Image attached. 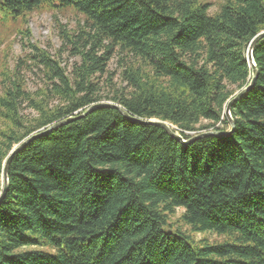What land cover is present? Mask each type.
<instances>
[{"label":"trees","instance_id":"1","mask_svg":"<svg viewBox=\"0 0 264 264\" xmlns=\"http://www.w3.org/2000/svg\"><path fill=\"white\" fill-rule=\"evenodd\" d=\"M0 0V264H264V0ZM50 14L61 45L33 42ZM70 17L74 26L63 24ZM19 41L22 54L13 57ZM117 59V70L110 65ZM13 61V63H12ZM73 61L72 64L69 62ZM27 73L40 85L28 87ZM24 110L34 113L25 115ZM213 234L218 239L210 241Z\"/></svg>","mask_w":264,"mask_h":264},{"label":"water","instance_id":"2","mask_svg":"<svg viewBox=\"0 0 264 264\" xmlns=\"http://www.w3.org/2000/svg\"><path fill=\"white\" fill-rule=\"evenodd\" d=\"M264 38V32L260 33L252 42H251V45L249 47V50L247 52V60L249 62V65L252 67L253 69V78H252V81L251 83L249 84L248 87H246L245 89H243L242 91H240L236 97H234V99H232L230 101V103L228 104L227 106V109H226V117L229 121V123L231 124V130L229 131H222V130H211V131H208V132H203V133H200V134H197L195 135L194 137H192L191 139L189 140H186L184 139L179 133L175 132L174 129L171 127V125L165 123V122H162V121H159V120H150V121H142V120H138L136 118H132L130 117V115L124 110L122 109L121 107L117 106V105H114L112 103H101V104H97L95 106H92L91 108L88 109L87 113L86 114H89L91 113L93 110L95 109H98V108H103V107H113V108H116L118 110L121 111V113L128 119H131L133 121H137V122H141V123H144V124H151V125H155V126H159V127H162L163 129H165L171 136L175 137L176 139H178L179 141H181L183 144L187 145V144H190L196 140H199V139H202V138H207V137H221V138H225L227 136H229L235 129V123H234V120L232 118V115H231V109H232V106L234 103H236L237 101H239L248 91L251 90L252 86L254 85L255 83V80L257 78V68H256V64L254 62V58H253V49L255 47V45L261 40ZM74 119H68L66 121H63L61 123H57L53 126H51L49 129H47L45 132H42L40 134H36V135H33L31 138L27 139L26 141H24L19 147L15 148L11 154L9 155V157L7 158L6 162H5V166H4V170H3V184H4V188H3V192L2 194L0 195V203L2 202V200L4 199L5 197V194H6V190H7V187H8V168H9V164L13 158V156L19 152L22 148H24L25 146H27L28 144H30L33 140L37 139L38 137H41V136H44V135H47L48 133L56 130L57 128L73 121Z\"/></svg>","mask_w":264,"mask_h":264},{"label":"rangeland","instance_id":"3","mask_svg":"<svg viewBox=\"0 0 264 264\" xmlns=\"http://www.w3.org/2000/svg\"><path fill=\"white\" fill-rule=\"evenodd\" d=\"M210 3H213V7L211 8V12L215 13L218 10L219 3L222 0H208ZM69 17H61V22L63 24H69L71 27L74 26V21L70 20ZM29 27L32 31V40L33 42H38L40 46L45 49H48L52 54L55 53L56 49H58L61 45L60 38L58 36L57 28L52 19V15L50 14H34L30 18ZM22 54V47L19 41H17L14 45V52L13 57ZM2 56V50H0V58ZM13 63V61H12ZM70 64L73 61L69 62ZM110 70L115 71L117 70V59H114L110 65ZM27 81L28 87L31 90H37L38 86L40 85L39 79L33 75L32 73H27ZM25 115H34L33 112L24 110L23 112ZM203 236H206L210 241H216L218 238L213 234H205V235H197V239H201Z\"/></svg>","mask_w":264,"mask_h":264}]
</instances>
